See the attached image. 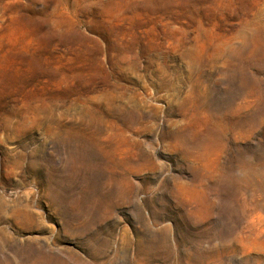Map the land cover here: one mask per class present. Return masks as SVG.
Here are the masks:
<instances>
[{
	"label": "rangeland",
	"instance_id": "374dc122",
	"mask_svg": "<svg viewBox=\"0 0 264 264\" xmlns=\"http://www.w3.org/2000/svg\"><path fill=\"white\" fill-rule=\"evenodd\" d=\"M0 264H264V0H0Z\"/></svg>",
	"mask_w": 264,
	"mask_h": 264
}]
</instances>
